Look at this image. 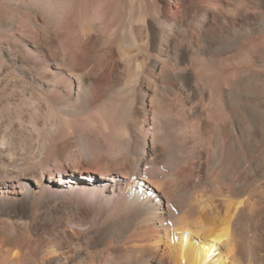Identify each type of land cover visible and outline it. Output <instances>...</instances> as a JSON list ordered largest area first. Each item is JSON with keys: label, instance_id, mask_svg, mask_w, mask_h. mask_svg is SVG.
<instances>
[{"label": "bare ground", "instance_id": "obj_1", "mask_svg": "<svg viewBox=\"0 0 264 264\" xmlns=\"http://www.w3.org/2000/svg\"><path fill=\"white\" fill-rule=\"evenodd\" d=\"M216 1L0 0V264H264V0L246 48Z\"/></svg>", "mask_w": 264, "mask_h": 264}, {"label": "rangeland", "instance_id": "obj_2", "mask_svg": "<svg viewBox=\"0 0 264 264\" xmlns=\"http://www.w3.org/2000/svg\"><path fill=\"white\" fill-rule=\"evenodd\" d=\"M246 1V2H245ZM244 2H245V7L243 8V7H240V9L238 10L239 11V13H238V11H233V10H231L232 9V7H231V5L230 4H228V3H225V2H220V1H216L215 3L218 5V7H220V10L222 9V10H224V11H226V12H229L230 13V11H231V15H229L230 17H228V18H230L231 20H234L235 21V19H236V21H238L239 23H235L234 21V27H236L235 28V30H228V32H227V30H226V32H225V30L224 29H219V33L220 34H218V36H221V35H227L228 37H231L232 38V35H234L233 37L234 38H232V39H235V40H232L231 38V43L232 44H236V46H239V47H242V48H246V43H243L242 45L239 43V42H237V37L235 36V35H238V34H240V32L241 31H243V30H241V29H239V28H242V27H244L245 25H249L250 26V24H251V21H248L247 19H252L253 18V15H254V13H255V10H256V12L258 11V10H262L263 9V7L261 6L262 4L260 3V0H245ZM260 3V4H259ZM246 7H248V9L246 8ZM247 9V10H246ZM251 10L250 11V13H248V10ZM252 9H254V11L252 10ZM245 11H246V13H245ZM225 12V13H226ZM252 12V13H251ZM244 13L246 14V15H244ZM248 13V14H247ZM233 14V15H232ZM238 15V16H237ZM250 15H252L251 16V18H250ZM241 16V17H240ZM244 16H248V17H244ZM233 17H234V19H233ZM243 18V19H242ZM240 19V20H239ZM245 22H248V23H245ZM245 23V24H244ZM237 24H240V25H237ZM238 26V27H237ZM238 31V33H237V31ZM236 31V32H235ZM217 32V33H218ZM234 32V33H233ZM244 33V31L243 32H241V34L240 35H244L243 34ZM231 35V36H230ZM244 45H245V47H244ZM45 161H43V163H44ZM46 164V165H45ZM45 164H44V168L46 169V170H49V169H51L50 171H51V173L52 174H54L59 168L56 166L55 167V165H53L52 163H49L48 162V164H47V162H45ZM49 165V167H46V166H48ZM52 167H54V168H56L55 170H54V168H52ZM49 168V169H48ZM38 236V235H37ZM37 236H33L34 238H37ZM39 237V236H38Z\"/></svg>", "mask_w": 264, "mask_h": 264}]
</instances>
